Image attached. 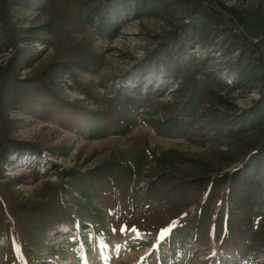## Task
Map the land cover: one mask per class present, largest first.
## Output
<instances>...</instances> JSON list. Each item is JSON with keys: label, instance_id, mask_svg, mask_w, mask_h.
<instances>
[{"label": "rangeland", "instance_id": "obj_1", "mask_svg": "<svg viewBox=\"0 0 264 264\" xmlns=\"http://www.w3.org/2000/svg\"><path fill=\"white\" fill-rule=\"evenodd\" d=\"M142 2L0 0V264H264V0Z\"/></svg>", "mask_w": 264, "mask_h": 264}, {"label": "trees", "instance_id": "obj_2", "mask_svg": "<svg viewBox=\"0 0 264 264\" xmlns=\"http://www.w3.org/2000/svg\"><path fill=\"white\" fill-rule=\"evenodd\" d=\"M140 2L142 0H139ZM145 2L143 0L142 4ZM194 16L199 19L204 20L205 27L209 24H218V20L215 23L213 16H211L208 11H205L200 6H195L192 8ZM114 26H111L113 28ZM203 27V28H205ZM264 59V58H263ZM242 59L238 60L237 64H241ZM264 73V67L262 68ZM200 102L198 101V96H193L187 103L186 108L191 109V113H195ZM264 124V93L261 95V98L255 102L252 107L247 110L242 111L232 121L231 125V137H236L240 134H243L249 130L255 129ZM264 155V149L260 150L257 154V159H261Z\"/></svg>", "mask_w": 264, "mask_h": 264}, {"label": "built area", "instance_id": "obj_3", "mask_svg": "<svg viewBox=\"0 0 264 264\" xmlns=\"http://www.w3.org/2000/svg\"><path fill=\"white\" fill-rule=\"evenodd\" d=\"M228 83H231V81H230V80H228Z\"/></svg>", "mask_w": 264, "mask_h": 264}]
</instances>
